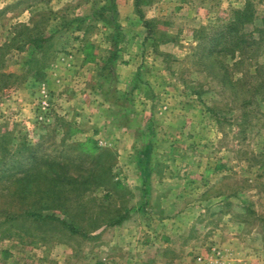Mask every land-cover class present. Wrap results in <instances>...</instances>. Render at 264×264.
I'll return each mask as SVG.
<instances>
[{"label":"rangeland","instance_id":"rangeland-1","mask_svg":"<svg viewBox=\"0 0 264 264\" xmlns=\"http://www.w3.org/2000/svg\"><path fill=\"white\" fill-rule=\"evenodd\" d=\"M1 145L0 264H264V0H0Z\"/></svg>","mask_w":264,"mask_h":264},{"label":"trees","instance_id":"trees-1","mask_svg":"<svg viewBox=\"0 0 264 264\" xmlns=\"http://www.w3.org/2000/svg\"><path fill=\"white\" fill-rule=\"evenodd\" d=\"M251 19H252V11L249 9L248 6L247 7L245 6L242 9H232L231 12H230V20H228L227 25L225 26V28L228 31L233 32V33L236 34V33H238V31L240 30V28L242 27V25L244 23H247V22L251 21ZM23 27L24 28H27V26H23ZM118 28L119 27H115L116 30H118ZM45 31H46V26H45L44 33L42 32L43 35H42V37L40 39L41 42L42 41H45L49 37V34L48 33H45ZM223 35L224 34L221 33V36H223ZM227 35H228V32H227ZM241 36L242 35H240L239 37H241ZM218 37H220V36L218 35ZM249 37H251V35ZM244 42H247V44L248 43L250 44L249 40L244 41ZM241 43H242V41L239 44L234 45V48H233V51H237L238 53H240V55L236 59H234L235 60L234 64L239 65V66L240 65H243L244 60H246L248 58V55H246L247 53H244L243 55L241 54L242 48L240 49V47H239V45ZM236 48H238V49H236ZM28 58H29L28 59L29 61L30 60L33 61L32 56H30ZM115 58H116L115 53H112L111 56H110V58L108 59V61L109 62H111V61L113 62V60H115ZM250 58H249V61L251 60ZM256 65H260V64H257L256 63ZM1 150H4L5 151L6 150V147L4 145H1L0 146V151ZM148 159L149 158L147 156V161H148ZM141 166H143V165H141ZM3 169H4V164H3V162H0V173L2 175L1 176V180H3V179H6L7 180V179H10L12 177H15L14 174H11L10 172H8V170H3ZM145 169H147V168L145 167ZM47 170L50 171L51 176H53V177H48V183H49L48 186H50L53 190H56L57 189V193H59L60 191H62V189L64 187V185H62L61 187L58 188V183H60L62 181H65L64 182L65 186H67V185L70 186L73 182H76L75 179H73L71 177H68L67 175H65L66 178L63 177V175L61 173L57 172V170L55 171V169L52 166L49 167V168L46 167L44 170H40L39 168H36L35 167V171L39 172L40 174L41 173L46 174V171ZM2 172L4 174H2ZM22 174L24 175V173H22ZM21 179L23 180V178H21Z\"/></svg>","mask_w":264,"mask_h":264},{"label":"crops","instance_id":"crops-1","mask_svg":"<svg viewBox=\"0 0 264 264\" xmlns=\"http://www.w3.org/2000/svg\"><path fill=\"white\" fill-rule=\"evenodd\" d=\"M248 258H250V256H249ZM251 258H252V257H251Z\"/></svg>","mask_w":264,"mask_h":264}]
</instances>
